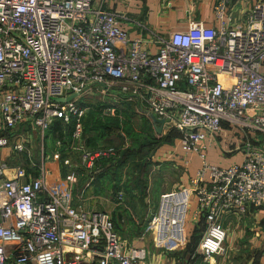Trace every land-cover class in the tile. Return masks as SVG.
<instances>
[{"label":"built area","instance_id":"obj_1","mask_svg":"<svg viewBox=\"0 0 264 264\" xmlns=\"http://www.w3.org/2000/svg\"><path fill=\"white\" fill-rule=\"evenodd\" d=\"M211 2L213 25L189 22L151 53L93 0H0V148L20 151L23 127L42 135L61 120L72 122L66 150L75 155L73 162L70 154L62 157L57 140L54 151L30 166L34 171L15 166L7 177L0 164V264L146 259V248L121 239L105 212L72 201L76 169L89 174L98 159L114 155L112 146L87 149L80 140L84 108L74 98L92 88L137 102L144 115L178 133L185 165L191 156L199 160L186 187L159 194L144 227L155 246L185 243L193 198L191 219L204 223L195 254L207 262L223 253L236 223L264 205V0L237 22L228 11L231 0ZM71 94L67 102L53 100ZM221 132L237 135L241 152L227 166L205 160ZM115 199L121 201L120 192Z\"/></svg>","mask_w":264,"mask_h":264},{"label":"rangeland","instance_id":"obj_2","mask_svg":"<svg viewBox=\"0 0 264 264\" xmlns=\"http://www.w3.org/2000/svg\"><path fill=\"white\" fill-rule=\"evenodd\" d=\"M116 93H118L116 90L111 89L105 94H100L92 88L74 98L77 103L84 101V113L92 112L89 113L92 115L89 126L92 130L85 132L84 128L81 129L80 140L83 145L87 149L105 146L114 148L113 161L109 168L113 181L102 180L97 188L99 190L84 194L85 206L91 210L105 212L111 218L117 234L124 241L139 240L137 244L143 245L147 250L146 259L148 256L151 259L153 254L160 251L177 250H184L186 255L195 257L196 240L188 243L186 247L180 244L174 249L165 250L155 246L151 237L147 233L144 234L146 220L153 213L159 194L186 185L185 177L188 178L190 171L184 164L186 157L178 149V135H171L169 133L171 130L167 126L160 127L157 131V125H151L148 116L137 109V102L126 100L124 96ZM109 108H113V112L107 110ZM109 128L113 129L110 133L106 132ZM22 133L24 135L22 150H14L12 144L0 148V164L4 163L7 167L5 175L9 167H30L37 164L41 155L50 154L56 149L57 140L51 135H46L45 131L40 135L29 126H25ZM86 138H92L94 146H87ZM69 154L73 162L75 155ZM233 160L235 159L227 160L223 164L227 165ZM82 177L78 176L80 182L77 185H83L89 180ZM96 183L92 182L95 187ZM118 192L121 193L122 203L116 205L114 198ZM190 213L189 205L184 226L189 228V233L194 232L197 236L199 232L193 229H199V225L190 218ZM232 233L243 237L251 235L250 232L232 228L228 237Z\"/></svg>","mask_w":264,"mask_h":264},{"label":"crops","instance_id":"obj_3","mask_svg":"<svg viewBox=\"0 0 264 264\" xmlns=\"http://www.w3.org/2000/svg\"><path fill=\"white\" fill-rule=\"evenodd\" d=\"M255 1L231 0L228 11L234 21H241L245 10ZM93 3L102 10L113 13L118 18L120 27L128 36L139 37L142 40L143 49L151 53L156 50L158 40L165 39L171 32L185 30L189 22H201L205 26L214 24L211 0H93ZM69 144L70 141L63 145L65 147L64 153H62L64 156L69 154V150H66ZM235 146H237V135L221 132L214 137L206 150V162L217 166H227L230 163L238 162L241 152L236 150ZM230 159L235 160L227 163V165L223 164ZM198 164L199 160L196 157L191 156L189 158L186 165L190 172L188 178L185 177L186 185L183 187L188 185L189 178ZM76 171L78 174L72 190V201L86 210H91L85 206L86 197L84 194L94 192V185L91 180L88 187L83 188L82 184L77 185L80 182L78 176L84 177L85 173L80 168H77ZM11 174L12 170L9 167L6 176L9 177ZM115 200L116 205L122 203ZM189 205L191 206V218L194 206L193 198L189 199ZM191 224L194 227V223ZM238 229L241 232H250L251 235L243 237L240 234L234 235L232 233L228 237V232L223 253L211 256L207 262H202L197 255L191 259L189 258L190 255H186L183 250L160 251L158 254H153L151 259L148 256L144 262L145 264H264V205L258 210L250 211L240 224L236 223L234 230ZM183 233L185 245L190 235L189 228L184 226ZM6 264H11V262Z\"/></svg>","mask_w":264,"mask_h":264},{"label":"trees","instance_id":"obj_4","mask_svg":"<svg viewBox=\"0 0 264 264\" xmlns=\"http://www.w3.org/2000/svg\"><path fill=\"white\" fill-rule=\"evenodd\" d=\"M83 102L84 101H80L77 104L80 107H83ZM87 113H84V115L81 118L82 129L84 128L85 132H88L89 129L92 130V128L89 127L91 125L90 121L92 119V115L89 114V113H92V112L90 111V112H87ZM148 121H150V120H148ZM71 130H72V122L71 121H69L67 123H63L61 120H55V121H53L50 124V126L45 130V132H46V135H51L52 138L60 141V143H61V149L63 151V149L65 148L63 145L64 144H67L70 141ZM170 130L171 131L169 133L171 135H173V136H177L178 135V133L174 129H170ZM112 131H113V129L110 130V128H109V129H107L106 132H109L110 133ZM85 143L87 144V146H94V144H95L94 143V140H92V138H86V142ZM62 157H63V154H62ZM112 161H113V156L112 157L98 159L95 162V164H94V166H93V168L91 170L92 172L89 173V174H85L84 175V177H83L84 180L91 178V182H93V181H96L97 182L96 183V187L94 185L95 192H96V189L98 188V185L101 184L100 181H102V180H110V181H113V180H111L110 174H109V171H110L109 168H110V165H111V162ZM24 168L26 170H28V171H34V169H32L29 166H25ZM32 173H34V172H32ZM115 178H113V179H115ZM146 222H147V220H146ZM197 224L199 225V227H198L199 229H197V230L196 229H193V231L195 230V231H198L199 233L196 236V234L194 232H191L190 235H189V238H188V242H186V244H185V247H186V245L188 243L195 242V240L198 241V238L201 235V233L203 231V226H204L203 225V220H202L201 217L197 221ZM145 225H146V223H145ZM194 237H196V239ZM196 244L197 243H195V245Z\"/></svg>","mask_w":264,"mask_h":264},{"label":"water","instance_id":"obj_5","mask_svg":"<svg viewBox=\"0 0 264 264\" xmlns=\"http://www.w3.org/2000/svg\"><path fill=\"white\" fill-rule=\"evenodd\" d=\"M76 95L75 94H71L65 98H54L53 100L54 101H57L59 103H64V102H67L69 100H71L73 97H75ZM148 118L150 120V122L152 123L153 126H156L157 125V131L160 129V127H162V119H156L153 115L151 114H148Z\"/></svg>","mask_w":264,"mask_h":264}]
</instances>
